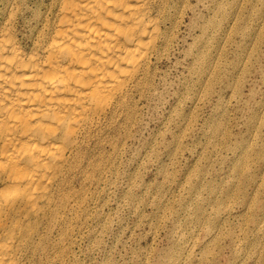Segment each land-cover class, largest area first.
Returning <instances> with one entry per match:
<instances>
[{
	"label": "rangeland",
	"instance_id": "1",
	"mask_svg": "<svg viewBox=\"0 0 264 264\" xmlns=\"http://www.w3.org/2000/svg\"><path fill=\"white\" fill-rule=\"evenodd\" d=\"M192 2L197 25L190 9L154 85L65 182L37 264H264V0H228L205 34Z\"/></svg>",
	"mask_w": 264,
	"mask_h": 264
},
{
	"label": "bare ground",
	"instance_id": "2",
	"mask_svg": "<svg viewBox=\"0 0 264 264\" xmlns=\"http://www.w3.org/2000/svg\"><path fill=\"white\" fill-rule=\"evenodd\" d=\"M192 1L6 0L0 25V264H37L45 227L68 204L65 182L78 169L86 171L90 142L121 116L130 118L136 95L154 85L155 64L190 9L191 26L197 25L201 14ZM205 1L197 0L209 12L204 34L215 10L221 14L228 4Z\"/></svg>",
	"mask_w": 264,
	"mask_h": 264
}]
</instances>
